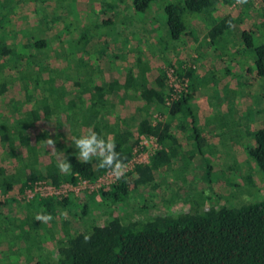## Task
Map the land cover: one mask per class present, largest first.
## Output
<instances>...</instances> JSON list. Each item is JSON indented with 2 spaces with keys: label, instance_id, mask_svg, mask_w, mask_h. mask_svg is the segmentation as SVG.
<instances>
[{
  "label": "rangeland",
  "instance_id": "1",
  "mask_svg": "<svg viewBox=\"0 0 264 264\" xmlns=\"http://www.w3.org/2000/svg\"><path fill=\"white\" fill-rule=\"evenodd\" d=\"M178 1L182 0H153L144 10L138 11L132 6V0H48L46 4L32 0H0L1 26L10 22L8 25H11L10 31L14 34L8 37L9 41L13 39L19 46L20 42L29 38L43 37L50 40L59 55L54 61L58 77L53 78L50 83L52 91L45 98L50 103L58 101L61 104L52 109L48 118L39 122L41 126L38 123L36 132L40 131L39 127L47 130L61 159L76 150L71 138L80 137L92 126V121L85 123L81 120L82 105L67 107L65 97L76 98L82 92L74 86L73 79L67 77L80 75L83 68L88 67L93 68L94 80L118 78L123 81L128 68H139L135 63V56L139 55L147 64L149 84H153L161 68L165 70L170 84L173 81L169 79L168 71L174 68L172 63L181 61L183 67L191 62L194 65L190 77H187L188 88L194 89L189 101L193 118L184 115L185 130L175 128L182 138V152L173 158L170 166L160 168L152 184L139 186L126 202H118L114 206L106 207L90 198V193L96 189L93 182L74 188L68 186L69 182L63 183L62 194L56 195L67 196L73 202L68 210L59 207L54 221L46 222L53 229L54 236L51 237L47 229H42L41 239H37L31 249L32 260H27V244L32 236L27 240L24 232H15L8 221L1 220V216L6 214L16 221L23 213L24 200L40 192L45 194L54 185L42 180L39 193L29 188L16 192L15 187L12 191H0V264H34L36 256L54 257L56 243L64 233V217L70 222L69 231L74 232L86 230L94 222L101 223L110 215L107 210L112 208L126 221L146 219L165 211H185L194 206H237L264 199L263 172L247 151V147L254 143L252 132L264 124V76L256 75L254 50L246 47L241 38L242 29L252 26L255 33L264 38V26L258 28L254 15H248L247 9L252 13L256 9L232 0L219 8L221 12L210 8L208 12L187 14L185 20L191 32L182 33L174 39L169 35L165 6ZM257 2L264 6L261 1ZM229 11L235 17L234 23L221 35L223 39L210 40L208 27L220 13ZM198 23L205 24L206 32L200 31L205 34H198L194 26ZM63 26L66 27L62 29ZM83 30L89 36L87 42L85 37L80 38ZM57 32L61 34V40ZM256 34L255 41H261ZM121 91L111 94L112 104L101 111V120L111 125L115 118H125L126 123L134 127V117H140L134 109L138 101L127 96L119 100L120 94H123ZM45 92L48 90H37L35 103H42L41 94ZM14 96L15 93H10L0 98V112L6 116L14 108H18L17 113L20 114L21 110L25 111L32 105L27 99L22 101L21 106L17 105L12 101ZM151 114L152 117H163L158 108L152 107ZM28 130L31 144H37L41 149L39 166L43 170L51 148L47 147L44 138L35 136L34 127ZM105 132L109 138L111 132ZM142 140L150 144L149 139ZM7 150L0 142V164L17 167L14 156ZM17 150L24 158L20 161L28 158L27 148ZM18 167L21 168V162ZM84 198L90 205L89 211L78 215V207ZM94 198L100 200V193L96 192Z\"/></svg>",
  "mask_w": 264,
  "mask_h": 264
},
{
  "label": "trees",
  "instance_id": "2",
  "mask_svg": "<svg viewBox=\"0 0 264 264\" xmlns=\"http://www.w3.org/2000/svg\"><path fill=\"white\" fill-rule=\"evenodd\" d=\"M32 1L46 4L48 0ZM151 1L153 0H132V6L135 10H144ZM231 1L182 0L167 3L166 23L170 37L176 39L182 33L191 32L187 29L185 20L187 14L208 12L210 8L218 10ZM258 1L264 4V0ZM246 5L256 9L253 13L247 9L248 15L252 17L253 14V19L258 22L256 26L258 28L264 26V6H260L257 0H247ZM1 19L0 16V22ZM234 20L231 11L220 13L207 29L210 40L223 39L221 35L230 28ZM9 23L3 26L0 23V98L2 95L15 93L12 97L14 103L17 102V105L21 106L22 101L27 99L32 105L25 111L21 110L20 114L17 113L18 108H14L9 116L0 112V142L8 149V154L14 156L17 163L15 168L0 164L1 193L12 191L14 187L16 192H23L39 180H48L56 187L65 182L75 184L79 179L96 180L107 169L97 167L99 160L96 157H93L90 163L79 162L77 149L69 152L66 157L72 165L71 174L59 171L57 158L51 153V149L46 155L44 169L39 166L41 149L37 144H31L28 129L34 127L37 138H44L45 141L51 139L44 127H39L38 132L36 129L38 123L48 118L52 114V109L60 103L58 101L50 103L45 98L47 94L50 96L49 92L52 91L50 83L53 78L55 80V77H58L54 61L59 55L56 54L57 50L52 48L50 40L43 37L29 38L25 42H20L19 46L13 39L9 41L8 37L14 35L10 31ZM64 27L66 26L62 29ZM253 27L242 29L241 38L246 47L254 50L256 75L264 76V38L256 34ZM255 34L261 41H255ZM80 35V38H86L85 42L90 40L85 30ZM57 37L59 40L62 39L60 33ZM135 63L136 68L140 69L136 70L133 66L128 68L123 81L118 78L108 81H98L96 78L94 80L93 68L88 67L83 68L80 75L66 76L73 79L74 86L82 90L77 95L78 98L65 97L67 107L74 108V104L82 105L83 122L92 121L91 129L106 139L105 131H110V138L116 144V152L120 154L124 163L138 151L146 150L145 145H139L140 134L154 137L158 144L149 153L146 161L136 162L126 171L123 178L115 179L108 186L101 185L90 193V198L95 203L104 204L106 207L126 202L139 186L152 184L160 168L170 166L173 158L182 152V138L175 132V128L185 130L187 126L183 119L184 115H191L193 118V109L189 103L193 88L189 89L187 84L186 90L180 91L176 98L167 102L173 87L167 82L165 70L161 68L153 84H149L147 64L139 55L135 56ZM172 65L173 71L181 80L190 77L194 68L192 62L187 67H183L181 61ZM91 80L93 81L89 83ZM39 88L43 91L48 90L47 93L41 94L40 105L35 103ZM121 89L123 94H120L119 100L122 101L127 96L138 101L134 109L140 117L137 119L134 117V127L126 123L125 118L117 120L115 118L111 125L101 120V111L112 104L111 94ZM85 93L88 95L85 96ZM9 98L5 103L8 104ZM152 107L158 108L163 117H152ZM195 133L198 136V132ZM252 134L254 143L247 147V151L264 175V124L256 127ZM23 147L28 150V158L20 161L19 159L24 158L21 157L22 152L17 149ZM43 150L45 151V147ZM20 162L21 168L18 167ZM96 192L100 193V200L94 198ZM6 199L3 198L4 201H7ZM84 199L78 207V215L89 211L90 205L87 199ZM23 202V213L16 221L6 214L1 216V220L8 221V225L15 232H24L27 240L32 236L27 244V260H32L31 249L37 239H41L42 229H47L50 236H54L53 229L46 222L35 219L36 214H51L53 219L49 222H53L58 208L68 210L73 201L64 195L58 197L56 194H36ZM107 211L110 214L107 218L101 223H92L83 231L70 232V222L64 217L62 220L64 233L56 243V254L54 257L36 256L34 264H264V199L237 206L226 204L202 208L194 206L185 211H165L146 219L126 221L122 220L114 208ZM86 236L90 239L86 240Z\"/></svg>",
  "mask_w": 264,
  "mask_h": 264
},
{
  "label": "clouds",
  "instance_id": "3",
  "mask_svg": "<svg viewBox=\"0 0 264 264\" xmlns=\"http://www.w3.org/2000/svg\"><path fill=\"white\" fill-rule=\"evenodd\" d=\"M238 4H245L247 0H236ZM72 143L78 150L76 155L81 163H90L93 157L98 158L100 169H107L112 177L119 180L123 178L127 171V165L120 158V154L116 152V144L112 138H104L97 134L94 130L89 129L80 137H72ZM47 147L51 148V153L57 156V168L63 174H71L72 165L67 161L66 157L60 158V152L56 150L55 141L47 139L45 141ZM35 219L40 222H48L53 219L51 214L37 213ZM86 240L90 237L86 236Z\"/></svg>",
  "mask_w": 264,
  "mask_h": 264
},
{
  "label": "built area",
  "instance_id": "4",
  "mask_svg": "<svg viewBox=\"0 0 264 264\" xmlns=\"http://www.w3.org/2000/svg\"><path fill=\"white\" fill-rule=\"evenodd\" d=\"M168 77L171 81H173V83H170V85L173 87V90L170 92V95L167 98V102H170V100L176 98L179 95L180 91L187 89L186 88L187 87V79L184 78L183 80H181L180 78H178L177 74H175L173 69H170L168 71ZM143 138L149 139L150 144L148 145V142L143 143V140H142ZM139 145L140 146L145 145L147 148L144 151H138L137 153H135L138 155L134 154L131 159H129L127 162H125V164L127 165V170L132 168L136 162L146 161L148 159L149 153H151L154 150V148H156L158 146L154 137H152V136L146 137L143 134L139 135ZM114 180H115V178L112 177L110 175L109 171L107 170L104 174L100 175L94 181H88L86 179H79L77 183H75V184L69 183L68 186L70 188H74V187H76V185L79 186L80 184H82L84 186L87 184L88 185L92 184L91 182H93L94 183L93 185L96 186V188H98L101 185L108 186ZM41 184H42V180H39V181L35 182L32 185V187H30L29 189L35 190L34 193H36V192L39 193L38 188L41 187ZM61 185L59 187H55V186L50 187L51 188L50 191L46 192L45 194L42 192H40V193L42 195L60 194V193L62 194L63 191H62ZM64 192H66V191H64Z\"/></svg>",
  "mask_w": 264,
  "mask_h": 264
},
{
  "label": "crops",
  "instance_id": "5",
  "mask_svg": "<svg viewBox=\"0 0 264 264\" xmlns=\"http://www.w3.org/2000/svg\"><path fill=\"white\" fill-rule=\"evenodd\" d=\"M222 7V6H221ZM220 7V8H221ZM218 10H220V9H218ZM196 20H198L197 18H196ZM194 26H196V28H197V32H198V34H205V33H200V31L201 32H206V27H205V24L204 23H198V24H196V25H194ZM204 38V37H203ZM260 126V125H259Z\"/></svg>",
  "mask_w": 264,
  "mask_h": 264
}]
</instances>
